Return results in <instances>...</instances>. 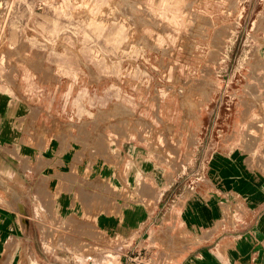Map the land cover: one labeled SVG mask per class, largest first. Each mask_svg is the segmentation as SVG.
<instances>
[{"label":"rangeland","instance_id":"1","mask_svg":"<svg viewBox=\"0 0 264 264\" xmlns=\"http://www.w3.org/2000/svg\"><path fill=\"white\" fill-rule=\"evenodd\" d=\"M6 14L0 99L81 126L92 166L135 172L141 204L169 185L171 217L182 203H216L215 153L264 172V0H0V25ZM123 181L112 193L133 201ZM122 231L75 227L69 250L78 264H115Z\"/></svg>","mask_w":264,"mask_h":264},{"label":"crops","instance_id":"2","mask_svg":"<svg viewBox=\"0 0 264 264\" xmlns=\"http://www.w3.org/2000/svg\"><path fill=\"white\" fill-rule=\"evenodd\" d=\"M165 8L172 14L162 15L178 24L175 7ZM9 102L0 99V264H78L69 250L78 241L75 227L121 228L115 264H264V172L256 162L215 153L216 203H182L171 217L161 201L172 185L158 203L141 204L135 172L92 166L76 133L81 126L47 120L44 106L38 113ZM124 179L133 180V201L112 193ZM211 231V240L190 247V235Z\"/></svg>","mask_w":264,"mask_h":264},{"label":"bare ground","instance_id":"3","mask_svg":"<svg viewBox=\"0 0 264 264\" xmlns=\"http://www.w3.org/2000/svg\"><path fill=\"white\" fill-rule=\"evenodd\" d=\"M207 24H208V23H207ZM236 24H237V23H236ZM214 33H215V32H214ZM205 38H206V37H205ZM216 43H217V42H216ZM213 45H214V44H213ZM215 48H216V46H215ZM253 49H254V48H253ZM213 53H214V52H213ZM211 56H212V55H211ZM209 69H210V68H209ZM209 71H210V70H209ZM206 74H208V73H206ZM202 79H204V78H202ZM202 79H201V80H202ZM207 84H208V83H207ZM246 86H247V85H246ZM201 87H202V86H201ZM250 88H251V87H250ZM251 89H252V88H251ZM249 90H250V89H249ZM204 91H205V90H204ZM208 91H209V90H208ZM252 92H253V89H252ZM209 94H210V93H209ZM207 96H208V95H207ZM233 96H234V95H233ZM254 96H255V95H254ZM255 97H257V96H255ZM257 98H258V97H257ZM257 98H256V99H257ZM244 100H245V99H244ZM242 101H243V100H242ZM249 101H250V100H249ZM251 101H252V100H251ZM243 103H244V102H243ZM244 105H245V104H244ZM192 116H193V115H192ZM193 138H194V136H193ZM193 138H192V139H193Z\"/></svg>","mask_w":264,"mask_h":264}]
</instances>
